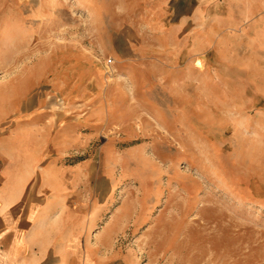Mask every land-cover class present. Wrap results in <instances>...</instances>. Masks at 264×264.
Returning a JSON list of instances; mask_svg holds the SVG:
<instances>
[{
    "label": "rangeland",
    "instance_id": "374dc122",
    "mask_svg": "<svg viewBox=\"0 0 264 264\" xmlns=\"http://www.w3.org/2000/svg\"><path fill=\"white\" fill-rule=\"evenodd\" d=\"M158 1L0 0V83H27L43 129L83 132L66 158L96 193L171 216L122 236L140 264H264V35L169 30Z\"/></svg>",
    "mask_w": 264,
    "mask_h": 264
},
{
    "label": "crops",
    "instance_id": "0c3cea01",
    "mask_svg": "<svg viewBox=\"0 0 264 264\" xmlns=\"http://www.w3.org/2000/svg\"><path fill=\"white\" fill-rule=\"evenodd\" d=\"M178 2L182 13L176 14ZM157 3L169 15L168 23L158 24L169 30L182 26L197 35L188 27L209 18L211 25L221 20L242 34L253 28L255 39L264 35V0H225L222 7L220 0ZM28 88L25 82L0 83L1 90L14 91L0 95V264H140L122 236L139 233L142 224L152 233L160 222L165 232L171 216H139L117 205L115 194L96 193L90 160L66 158L72 139L83 141V132L58 136L43 129L42 103L27 98Z\"/></svg>",
    "mask_w": 264,
    "mask_h": 264
},
{
    "label": "bare ground",
    "instance_id": "6f19581e",
    "mask_svg": "<svg viewBox=\"0 0 264 264\" xmlns=\"http://www.w3.org/2000/svg\"><path fill=\"white\" fill-rule=\"evenodd\" d=\"M120 160V159H119ZM123 172V171H122ZM136 174V173H135ZM122 178H124V177H122ZM189 190V189H188ZM190 192V191H189Z\"/></svg>",
    "mask_w": 264,
    "mask_h": 264
}]
</instances>
